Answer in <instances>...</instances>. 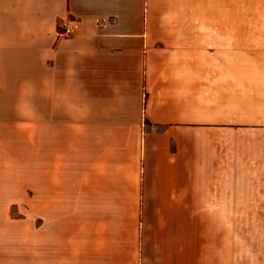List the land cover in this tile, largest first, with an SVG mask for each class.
<instances>
[{"label":"crops","instance_id":"0c3cea01","mask_svg":"<svg viewBox=\"0 0 264 264\" xmlns=\"http://www.w3.org/2000/svg\"><path fill=\"white\" fill-rule=\"evenodd\" d=\"M7 127L0 264H264V0H0Z\"/></svg>","mask_w":264,"mask_h":264},{"label":"rangeland","instance_id":"374dc122","mask_svg":"<svg viewBox=\"0 0 264 264\" xmlns=\"http://www.w3.org/2000/svg\"><path fill=\"white\" fill-rule=\"evenodd\" d=\"M11 129L7 127L0 132V159L13 158L21 164L14 165L19 172L35 173L38 155L35 131L20 133Z\"/></svg>","mask_w":264,"mask_h":264},{"label":"built area","instance_id":"2783aa9c","mask_svg":"<svg viewBox=\"0 0 264 264\" xmlns=\"http://www.w3.org/2000/svg\"><path fill=\"white\" fill-rule=\"evenodd\" d=\"M58 26L63 34L71 35L80 29V22L73 18H63Z\"/></svg>","mask_w":264,"mask_h":264}]
</instances>
